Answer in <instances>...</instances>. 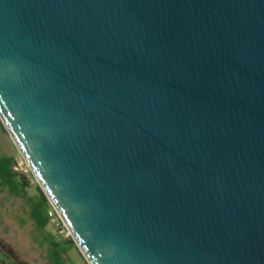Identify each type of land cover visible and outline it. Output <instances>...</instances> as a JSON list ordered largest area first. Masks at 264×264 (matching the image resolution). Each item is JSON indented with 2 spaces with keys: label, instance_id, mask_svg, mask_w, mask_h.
Listing matches in <instances>:
<instances>
[{
  "label": "water",
  "instance_id": "95a60500",
  "mask_svg": "<svg viewBox=\"0 0 264 264\" xmlns=\"http://www.w3.org/2000/svg\"><path fill=\"white\" fill-rule=\"evenodd\" d=\"M0 122L88 264H264V0H0Z\"/></svg>",
  "mask_w": 264,
  "mask_h": 264
},
{
  "label": "rangeland",
  "instance_id": "374dc122",
  "mask_svg": "<svg viewBox=\"0 0 264 264\" xmlns=\"http://www.w3.org/2000/svg\"><path fill=\"white\" fill-rule=\"evenodd\" d=\"M12 152H14L12 167L16 165L21 166V170H17V172L21 174L22 179L25 181L27 192L35 197L41 189L39 188L29 167L26 165L25 160L13 144L9 134L0 122V154L10 156ZM2 188L3 187L0 188L1 203H9L12 201L21 202L20 199L10 194L8 190ZM3 212L5 211H0V214L2 215ZM27 212L29 211H24L23 213L15 215L16 219H13L12 226L8 225L6 229L8 230V237H4L14 239L15 241L19 240V243L16 242L14 245L21 248V250L25 253V259L28 264H84L82 257L76 248H71L70 246L68 247L64 242L66 237L59 235L56 228L48 230L45 229L44 231V229L38 227L35 223L27 224ZM12 213V210L8 212L9 215ZM6 217L7 216L5 215L4 220L2 221V225L4 226H7V223H9ZM16 223L18 225L17 229L20 228V230L24 229V224L26 226L23 232L24 236L21 235L22 238L18 237V232L15 230ZM52 241H58L59 244L57 247H53ZM3 252L4 251L0 248V264H15L12 261V256L10 257L9 254Z\"/></svg>",
  "mask_w": 264,
  "mask_h": 264
},
{
  "label": "trees",
  "instance_id": "16d2710c",
  "mask_svg": "<svg viewBox=\"0 0 264 264\" xmlns=\"http://www.w3.org/2000/svg\"><path fill=\"white\" fill-rule=\"evenodd\" d=\"M12 163V157L0 154V188H5L10 194L26 203L34 223L44 229L49 221L47 213L49 203L41 191L35 197L27 192L25 181L22 179L21 174L13 169ZM64 242L68 247L74 245L69 237H66ZM58 244V241H52L53 247H57Z\"/></svg>",
  "mask_w": 264,
  "mask_h": 264
},
{
  "label": "crops",
  "instance_id": "0c3cea01",
  "mask_svg": "<svg viewBox=\"0 0 264 264\" xmlns=\"http://www.w3.org/2000/svg\"><path fill=\"white\" fill-rule=\"evenodd\" d=\"M8 157H12V159H13L14 158V152H12V154L10 156H8ZM21 202L20 201H17V202L12 201V202H9V203H1L0 202V211H5V212H3L2 215L0 214V248L5 253L9 254L10 257L12 256L13 263H15V264H28V262L25 259V253L21 250V248H19L16 245H14V243H16V242L19 243L18 242L19 240L15 241L14 239L5 238V237H8L7 236V233H8L7 231L8 230H6V229H7L8 225L12 226L13 219H16L15 215L19 214V213H23L24 211H29L28 205L26 203H24L23 201H21ZM10 210H12L13 213L9 215L8 212H10ZM5 215L7 216L6 219L9 221V223H7V226L2 225V221L4 220V216ZM26 216H27V224L28 223L29 224H34V221L30 217V213L29 212H27ZM15 226H16L15 230H17V232H18L17 233L18 237H21V235L24 236L23 232H24L25 227H26L25 224H24V229L23 230H20V228L17 229V226H18L17 223L15 224ZM45 229H47V230L48 229H53V226L50 224L49 221L47 222L46 226L44 227V231H45ZM10 240H12V241H10ZM75 246L76 245H72L71 248H76V250L78 251V253L82 257V260H83L84 264H88L87 261L85 260V258L83 257L82 253Z\"/></svg>",
  "mask_w": 264,
  "mask_h": 264
},
{
  "label": "built area",
  "instance_id": "2783aa9c",
  "mask_svg": "<svg viewBox=\"0 0 264 264\" xmlns=\"http://www.w3.org/2000/svg\"><path fill=\"white\" fill-rule=\"evenodd\" d=\"M13 168L16 171L21 170L20 165L13 166ZM47 213H48V217H49V222L53 226V228H56L57 233L63 237H68V236L70 237V234H69L67 228L65 227L63 221L61 220V218L57 214L56 210L52 207V205L50 203H49V208H48Z\"/></svg>",
  "mask_w": 264,
  "mask_h": 264
}]
</instances>
